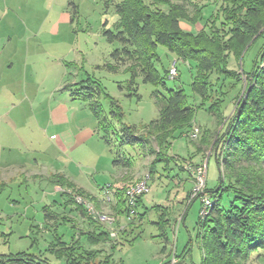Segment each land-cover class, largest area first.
Instances as JSON below:
<instances>
[{
	"label": "trees",
	"instance_id": "16d2710c",
	"mask_svg": "<svg viewBox=\"0 0 264 264\" xmlns=\"http://www.w3.org/2000/svg\"><path fill=\"white\" fill-rule=\"evenodd\" d=\"M114 8L117 15L114 30L104 28L103 36L109 43H118V47L112 51V60L106 68L110 72H119L122 68L134 92L133 84L138 78L163 88L164 95L153 93L160 97L155 101L157 118L139 127L125 124L118 102L96 80L86 78L67 85L66 89L93 115L98 136L113 155V165L131 167L130 159L121 152L127 145L142 149L145 156H152L147 178L156 174L161 164L163 170H168L173 163L179 171L189 173L188 166L204 163L205 157H201L197 165L192 161L193 154L183 158L171 153V149L173 141L193 133L196 111H208L216 127L212 131L203 130L201 135L198 133L200 145L196 150L202 155V146L206 143L210 146L218 169V186L214 190H207L205 186L202 193L193 197L191 189L184 202L188 209L202 195L214 199L207 216L202 219L198 216L196 221V237L202 251L200 264H246L254 252H259L258 258L264 256V44L251 61L249 72H238L228 66L230 55L239 62L250 47L264 40V0H220L218 7L207 16L205 6H198L192 0H120ZM181 20L193 25L203 23L200 29L186 32L180 27ZM160 46L174 59L194 64L190 89L193 96L199 98V104L189 103L181 88L166 87L164 79L168 71L162 66L161 74L157 67ZM226 84H230V90L241 85L229 115L224 112L230 92L224 89ZM101 100L108 103V112L103 109ZM130 184L115 191L113 216L115 223L118 216L131 222L117 226L115 237H110V231L96 237L97 242L111 239L112 251L121 240L131 243L133 220L146 214L139 213L144 194L137 198L133 208L128 206L124 193ZM224 192L232 195L228 208L221 206ZM77 194L90 200L82 193ZM76 206L85 212L83 207ZM158 208L168 209L154 205L148 210ZM165 214L153 222L162 233L169 224ZM185 215L184 211L181 220ZM49 216L50 213L45 212V217ZM56 241L50 250L59 261L56 264H118L111 260L112 254L99 260L100 251L87 250L77 241L70 245L59 238ZM5 263L52 264L41 254L26 252L0 254V264Z\"/></svg>",
	"mask_w": 264,
	"mask_h": 264
},
{
	"label": "rangeland",
	"instance_id": "374dc122",
	"mask_svg": "<svg viewBox=\"0 0 264 264\" xmlns=\"http://www.w3.org/2000/svg\"><path fill=\"white\" fill-rule=\"evenodd\" d=\"M119 1L0 0V66L11 63L8 64L7 69L0 72V76H3L0 82V105L2 106L1 102L4 100H12L13 104L18 103V106L12 110L11 116L15 117L18 113L23 119V124H26L23 135L35 138L32 144L37 149L34 150L36 152H33L34 157L32 155L30 157L37 161L34 168L39 171V176L35 178L34 182L24 185L13 183L0 193V214L2 217L0 220V254L2 255L14 254L19 251L36 254L35 252L39 248L42 249L40 239L37 240V245L34 244L36 229L33 227L30 230V227L43 221L42 207L49 205L51 200L48 199L49 194L54 190V185L47 179L48 175L45 171L54 159L51 154H44L46 140L39 130L45 123V113L43 112L45 109L42 106L37 108L31 106L33 103L31 99L37 95L36 92L39 89L37 91L31 89L29 81L31 75L27 74L26 80H22V62L24 60L27 62L28 73L32 70L31 73L34 71L37 77L38 75L41 77V74L48 70L50 72L48 82L50 83H53V76L56 75L55 73H60L62 67L66 68L65 81L67 82L85 80L86 78L98 81L104 91L118 102L123 113V122L127 125L139 127L157 118L158 110L155 101L160 97L153 93L164 95L163 88L144 83L138 78L133 84L136 87L134 92L131 87L129 88V76L122 72V68H119L121 72H110L106 68V64L112 60L110 55L118 47V43L107 42L103 36V29L114 30L113 26L117 21L114 7ZM192 1L198 6H205V16L216 9L220 3V0ZM202 23L193 25L184 20L180 21L181 28L186 32L200 29ZM262 41L264 40L261 39L250 47L239 62L230 55L228 66L238 72L241 70L249 72L251 61L264 44ZM157 52L160 56L157 67L162 74L161 67L168 70L172 61L176 59L164 47H158ZM75 59L79 60L76 61L78 67L70 66V61ZM33 61L37 62L36 65L29 67ZM62 64L64 66H61ZM175 66L177 76L173 80L166 76L164 79L166 87L181 88L189 103L199 104V98H195L190 89L191 75L195 73L192 68L194 64L177 59ZM166 75L168 74L166 73ZM12 82L14 83L12 84ZM229 85L226 84V88H224L230 91L227 96L229 102L224 103L226 104L224 110L226 115L232 113L233 99L241 87L238 84L236 88L230 90ZM33 93L34 95H31ZM38 94L42 97L43 91L39 90ZM75 101V107L80 109L79 112L76 109L75 113L79 120L82 110L84 112H89V110L83 106L80 100ZM101 103L103 109L108 112V103L104 100H101ZM2 113L0 109V114ZM33 118L39 124H36ZM194 120L195 127L199 128V135L203 130L212 131L216 127L213 117L203 109L196 111ZM199 140V137L195 140L190 139V136L180 137L173 141L171 153H176L183 158H188L193 154L192 161L197 165L201 157H205L204 163L207 167L205 186L207 190H214L218 186L219 178L216 162L207 143L203 145L204 147L202 146L204 148L202 155L197 154L196 148L200 145ZM22 145L23 143L19 147ZM94 148L99 150L98 144L88 142L83 148L85 149L84 154L76 157L77 160L74 159L76 167H80L83 173L87 174V178L101 175V172L94 173L90 169L91 164H96L95 158L99 157L97 155L99 151ZM20 149L22 150V148ZM29 152L31 153V150ZM121 152L134 165L127 170L129 176L133 177L130 183L145 178L152 156H145L146 153L142 149L139 150L138 147L128 145L123 146ZM207 155L209 156L207 157ZM106 156L99 157L100 159L97 161L99 169L105 168L107 165ZM178 177L187 183H182V186L180 183L176 184ZM193 179L190 171L185 174L179 171L173 163L169 164L168 170H163V164L158 167L157 173L147 179L150 191L142 196V201L148 208L157 205L168 209L162 211L158 208L149 211L144 216L141 229L132 235L134 239L131 243L119 241L118 248L113 254L115 261H121L122 264H164V262L167 264H200L202 251L196 237V221L200 213L201 202L199 199L195 200L191 207L186 209L184 199L182 200L184 193L193 189ZM103 182L101 186L105 188L108 180ZM63 188L64 191H69L67 187ZM103 198L106 202L104 192ZM231 201L232 195L229 192H224L221 198L222 208H228ZM89 202L91 201L89 200ZM92 205L96 211L111 215L109 210H97L95 205ZM140 210L143 212V208ZM184 211L186 213L184 222L179 221V225L176 227L175 222L179 220V216ZM164 212L166 213L165 218L169 219L170 223L164 226L162 233L158 226L152 222H157L159 216ZM86 214L88 215L87 212ZM101 224L112 228L105 223ZM67 225L69 226V224ZM112 229L116 232V226H113ZM258 253L254 252L252 257L255 259L251 258L246 264H264V256L260 262H257Z\"/></svg>",
	"mask_w": 264,
	"mask_h": 264
},
{
	"label": "crops",
	"instance_id": "0c3cea01",
	"mask_svg": "<svg viewBox=\"0 0 264 264\" xmlns=\"http://www.w3.org/2000/svg\"><path fill=\"white\" fill-rule=\"evenodd\" d=\"M76 61L79 60L75 59L70 61V66L78 67V62ZM36 63V61H33L29 67H33ZM8 64L0 66L1 73L7 69ZM61 66L64 65L62 64ZM22 67V80L26 78L27 74L31 75L29 79L31 89L34 91H37L38 89L43 91L42 97L38 94L39 90L36 92L37 95L31 99V101L33 100L31 106L33 108L42 106L45 109V111L43 110L45 113V123L44 126H42V129L39 130L42 133L43 138L46 140L44 154H51L54 159L52 164L45 170L48 175H46L47 179H49L50 183L54 185V190L49 194L50 196L48 198L51 199L50 203L49 205L44 206L46 207L45 211L43 210L44 207H42L43 221L30 227V230L33 227L36 229L34 244L37 245L39 239L41 241L40 245L42 249L39 248L35 253L41 254L42 258L52 264L59 263V261L50 253V250L57 242L56 238H59V240L66 245H70L72 241H77L81 247L87 250L100 251L98 257L99 260H102L106 254H112L111 260L115 263L122 264L121 261H115L113 259V254L117 248L113 251L110 249L112 240L97 242L96 237L102 232L109 231V228L112 229L113 226L122 227L131 221L122 216H118V221L116 223L108 225L112 226V228L105 227V225H101L90 219L86 212H81L76 204H74L75 202L72 197L64 191L63 187H67L75 193H82L91 200L97 210L106 209L111 212V215H113L115 203L114 193L117 189L131 182L133 177L129 176L127 170L134 167V165L132 164L130 168H123L121 165H113V155L110 153L109 149V152L107 151V146L99 138L95 119L90 111L89 113L88 111L84 112L82 110L81 118L77 120L78 117L75 113L76 109L79 107H75L76 101L72 98L71 92L68 91L66 87L67 85L79 82V80L71 82L65 81L66 68L62 67L60 73H55V71H53L56 75L53 76V83H50L48 82L50 77V72L48 70V73L44 71V74H41V77L39 75L37 77V74L34 71L31 73L32 70L28 73L27 62L25 60L22 62ZM2 78L3 76H0V82ZM13 83L14 82H12V84ZM24 83L26 84V81H24ZM31 95H34V93ZM1 103L2 106L0 105V109L3 113L0 114V193L13 183L21 185L32 183L35 181V178L39 176V171L34 168L37 161L33 159V152H36L34 150L37 149L33 147L34 144H32L35 138L23 135L26 124H23V119L18 113L15 117L11 116L12 110L18 106V103L13 104L12 100H4ZM83 106L87 108L84 104ZM80 108L82 107L80 106ZM79 110L80 109H78V112ZM33 120L36 121V124H39L35 118H33ZM88 142L98 144L99 150L97 148L94 149L99 151L97 155H99L100 158L107 154V165L105 168H98L97 161H99V157L95 158L96 164L90 165V169L94 173H97L98 171L101 172L99 177L95 175L92 176L93 178H87V174H84L83 170H81L80 167H76L74 164V159L77 160L76 157L84 154L85 149L83 148ZM22 143L23 145L19 147ZM20 148H22V150ZM30 150L31 153L29 152ZM31 155L33 156L32 158L30 157ZM208 156L209 155H207V157ZM184 173L187 174L186 172ZM177 179L176 184L180 183L182 186V183H187L186 180V182H184V180L179 177ZM104 180L106 182L108 180L107 186L110 187L109 202H104L103 198V187L101 185H103ZM189 181L191 182V179ZM187 193L188 192L184 193L185 195L182 197V200L184 199L183 202H185ZM142 204L143 207L141 208H143V213L146 212L145 215H147L149 211H152L148 210L150 207H146L143 201ZM140 209L139 213L142 214ZM45 212H48V214L50 213V216L46 218ZM145 215H143V218L141 219L135 218L133 220L134 235L138 229H141ZM181 215L179 216V220L175 222L176 227H178L179 221H182V223L184 222V219L181 220ZM1 218L0 214V220ZM67 224H69V226ZM89 237L90 240L88 239ZM92 238L95 242H92ZM164 250L165 248L163 251ZM20 252L25 251H19L16 253ZM252 258L255 259L254 257ZM263 258L259 257L256 260L257 262H260ZM164 264L167 263L164 262Z\"/></svg>",
	"mask_w": 264,
	"mask_h": 264
},
{
	"label": "built area",
	"instance_id": "2783aa9c",
	"mask_svg": "<svg viewBox=\"0 0 264 264\" xmlns=\"http://www.w3.org/2000/svg\"><path fill=\"white\" fill-rule=\"evenodd\" d=\"M173 63L170 65L169 69L167 70V78L168 79H174L177 76V69H176V60L172 61ZM199 130L197 127L194 128L193 133H191L190 139L195 140L198 137ZM207 167L206 163H203L202 165L192 167L188 166V170L194 177V186L192 189V197L195 196L196 194L202 193L204 188H205V179H206V173H207ZM147 176L135 183H132L129 185V187L125 190L124 196L126 199V202L130 208H133L136 204L137 198L149 192V187L147 185ZM103 192L105 193V201L109 202L110 201V193L109 189L107 187L103 188ZM67 193L72 197L73 201L77 204L83 207V209L90 215L94 220L100 222V223H105L106 225H112L115 223V217L113 215H108L104 214L101 212H98L94 209L93 205L91 202H89L87 199L82 197L81 195L71 191L67 190ZM200 202H201V209L199 216L204 218L207 216L209 213L210 208L212 207L213 200L207 196V195H202L200 197ZM116 232L111 229L110 230V236L115 237Z\"/></svg>",
	"mask_w": 264,
	"mask_h": 264
}]
</instances>
